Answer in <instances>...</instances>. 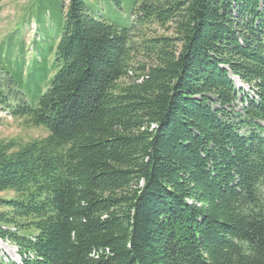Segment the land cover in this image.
Wrapping results in <instances>:
<instances>
[{"label": "trees", "instance_id": "obj_1", "mask_svg": "<svg viewBox=\"0 0 264 264\" xmlns=\"http://www.w3.org/2000/svg\"><path fill=\"white\" fill-rule=\"evenodd\" d=\"M102 6L60 0L49 69L0 47V109L46 131L0 139V239L19 264H264V0Z\"/></svg>", "mask_w": 264, "mask_h": 264}, {"label": "rangeland", "instance_id": "obj_2", "mask_svg": "<svg viewBox=\"0 0 264 264\" xmlns=\"http://www.w3.org/2000/svg\"><path fill=\"white\" fill-rule=\"evenodd\" d=\"M122 1L123 4L118 10L111 5H104L100 0L103 5L100 10L102 17L110 22H127L125 17L130 13L131 0ZM59 4L60 0H0V47L5 51L14 45L12 57L15 58L19 54L18 61L24 62L27 75L32 73L31 67L35 64L40 71L50 68L46 61L50 57L55 33L61 26ZM152 29L162 32L160 28ZM51 55L53 58V53ZM54 71H51V74ZM235 87L241 91L233 106L238 111L241 108L239 98L243 92L248 93L250 89L240 81L235 83ZM45 134L46 131L42 127H33L22 120L13 119L6 111L0 109V139L25 142ZM11 196V192H0V198ZM20 260L16 246L8 240L0 239V264H19Z\"/></svg>", "mask_w": 264, "mask_h": 264}, {"label": "bare ground", "instance_id": "obj_3", "mask_svg": "<svg viewBox=\"0 0 264 264\" xmlns=\"http://www.w3.org/2000/svg\"><path fill=\"white\" fill-rule=\"evenodd\" d=\"M233 79H234V81H235V83H239V80H238V78H236V77H233Z\"/></svg>", "mask_w": 264, "mask_h": 264}]
</instances>
